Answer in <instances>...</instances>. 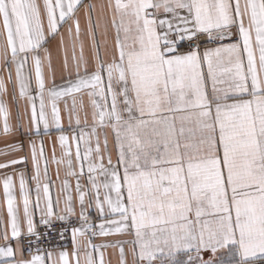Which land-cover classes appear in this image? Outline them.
<instances>
[{
    "label": "snow or ice",
    "instance_id": "1",
    "mask_svg": "<svg viewBox=\"0 0 264 264\" xmlns=\"http://www.w3.org/2000/svg\"><path fill=\"white\" fill-rule=\"evenodd\" d=\"M0 138V264H264V0H0Z\"/></svg>",
    "mask_w": 264,
    "mask_h": 264
},
{
    "label": "crops",
    "instance_id": "2",
    "mask_svg": "<svg viewBox=\"0 0 264 264\" xmlns=\"http://www.w3.org/2000/svg\"><path fill=\"white\" fill-rule=\"evenodd\" d=\"M89 2H92V3H95L97 5H100V4H106L108 2V0H84L85 4H87ZM105 14L110 16V14H108L107 12ZM97 15L98 16L100 15L99 8L97 9ZM79 16H80L81 28L84 29V28H86L85 9L84 8L80 9ZM102 23H103V20H102ZM62 31L65 33V45H66L67 51H68L69 63H71L72 42H71V40L69 39V37L67 35V26H65V28L62 29ZM101 32H103V29H101ZM101 39H104L103 35H101ZM108 40H109V46H111V44H112V42L114 40V33H112L111 31L109 33ZM49 48H50L51 54H52V66H53V69L55 70L56 79L59 82L60 79H61V75L64 74L63 73L64 52H63V49L59 45V37L57 38L56 41H53L49 45ZM84 51H85V55L88 56L89 58H91L92 50H91V46H90V44L88 42L87 37H85V50ZM78 52H79V47H78V44H77V53ZM107 55H108V50L106 49L105 50L106 58H107ZM44 71H45L46 77H50L51 73H50V70H49L47 64H45ZM49 82H51L50 79H49ZM9 89L11 90V85H9ZM59 107L61 108L62 116L64 117L65 127L67 128V115L64 112L63 101L59 102ZM11 109H12V123L15 125L17 123V120H16V107H15L14 104L11 105ZM89 113H90V109H89ZM90 118L91 117L89 115V119ZM58 135H59V133L53 132L51 135L43 137L44 147H45V150H46L49 158H51V156H52L53 143H54V141H56V138L58 137ZM35 139L38 142L40 140L39 137H35ZM109 140L111 141V133L109 134ZM12 142H13V140L11 138H9V139L0 138V148H3L5 144L12 143ZM56 152H57V155H59L60 149H59V146H58V142H57ZM12 156H13V154H9L8 157L0 156V162H3L7 158H12ZM113 158H115V153H113ZM28 168L31 169V161H29ZM49 168H50L53 180H56L57 184H58L59 180H57V176H56L57 166L54 163H50L49 164ZM64 174H65V168L63 166H61L60 167V178H63ZM29 183H30V186H32L33 182L29 181ZM74 183H75V180L73 179V184ZM17 195H18V198H19L18 178H17ZM0 208L5 209V211H4V219L7 220L6 203H5V198H4V194H3L2 183H0ZM77 211H79V205H77ZM89 214L91 216H93V218H95L96 214H95V210L94 209H90L89 210ZM105 240H106V238L97 237L93 242L95 244H101V243H104ZM125 248H126V252L128 253L129 262H131L132 255H131V252L129 250V247L125 246ZM58 250H60V249H55L54 251H58ZM67 250L69 252H71L72 251V245L70 247H67ZM104 251H105V259H106V261H111V264H119L120 257H119L118 249L108 248V249H106ZM210 256H211L210 252H204L203 253V258L205 260H207ZM180 258L181 259H186V256L184 254H181Z\"/></svg>",
    "mask_w": 264,
    "mask_h": 264
},
{
    "label": "built area",
    "instance_id": "3",
    "mask_svg": "<svg viewBox=\"0 0 264 264\" xmlns=\"http://www.w3.org/2000/svg\"><path fill=\"white\" fill-rule=\"evenodd\" d=\"M60 243H61V245H64L66 247H70L71 246L70 238L65 240V241H61ZM45 246H47L49 248H52L53 250L57 249V248L54 247V245H45Z\"/></svg>",
    "mask_w": 264,
    "mask_h": 264
}]
</instances>
